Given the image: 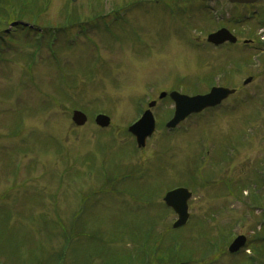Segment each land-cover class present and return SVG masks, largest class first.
<instances>
[{
  "label": "rangeland",
  "instance_id": "1",
  "mask_svg": "<svg viewBox=\"0 0 264 264\" xmlns=\"http://www.w3.org/2000/svg\"><path fill=\"white\" fill-rule=\"evenodd\" d=\"M6 2L16 6L15 0ZM261 5L33 0L21 17L7 7L8 17L0 19V261L49 262L64 244L71 217L85 203L75 226L84 235L70 248L66 264H82L94 234L110 244L111 253L126 257L150 229L167 244L182 241L181 253L189 255L181 257L197 261L193 264H244L245 253L252 256L254 249L264 262ZM112 7L125 9L118 12L124 21L109 14ZM40 8V18L32 17ZM97 11L105 17L81 29ZM67 13L81 24L72 22L55 41L50 34L40 39V33L59 29ZM252 16L257 19L249 21ZM17 20L29 23L32 31H18L13 41H5L1 33ZM220 26L234 31L240 46L208 48L207 35ZM257 36L263 42L255 43L260 51L243 47L242 41ZM249 76L253 82L243 87ZM211 81L235 86L237 95L176 132L165 134L159 127L146 147L134 152L126 128L137 118L138 102L144 111L145 101L158 100L170 87L193 86L202 93ZM159 104L155 114L170 113V103ZM74 109L89 114L85 126L72 124ZM97 113L110 116L108 129L94 124ZM142 172L149 174L142 179L134 174ZM179 184L193 192L192 219L174 235L177 217L162 203L165 190ZM252 188L255 202L248 194ZM134 229L141 232L114 234ZM239 235L247 237L250 250L230 256L227 248ZM143 248L150 251L146 243ZM94 264L104 261L97 258Z\"/></svg>",
  "mask_w": 264,
  "mask_h": 264
},
{
  "label": "water",
  "instance_id": "2",
  "mask_svg": "<svg viewBox=\"0 0 264 264\" xmlns=\"http://www.w3.org/2000/svg\"><path fill=\"white\" fill-rule=\"evenodd\" d=\"M232 3H254L258 0H230ZM208 42L219 46L226 42L232 44L236 43V38L233 37L227 30H220L215 34H212L208 38ZM250 82V79L246 82ZM233 91H229L222 88H216L206 96H198L189 98L180 96L177 93L172 94V98L176 103L175 118L168 124L169 128H175L181 121L193 113L201 112L202 110L214 107L220 104L226 99ZM74 122L81 126L87 121V118L79 112H75L73 117ZM97 123L102 127H107L110 123L109 118L100 116L97 118ZM155 130V123L150 112H147L143 118L130 128V132L136 137V141L139 147H144L148 137L152 135ZM191 198V193L186 189H177L169 192L164 201L167 206L171 207L178 215V220L174 224V228H181L186 225L188 214V200ZM246 239L243 236L238 237L229 247L230 253H235L245 245Z\"/></svg>",
  "mask_w": 264,
  "mask_h": 264
},
{
  "label": "trees",
  "instance_id": "3",
  "mask_svg": "<svg viewBox=\"0 0 264 264\" xmlns=\"http://www.w3.org/2000/svg\"><path fill=\"white\" fill-rule=\"evenodd\" d=\"M16 6H13L6 2V0H0V19L2 20V17L7 18L8 14L10 12L7 7L13 9V12H18L17 15L21 17L19 14L24 13L28 6L32 4L33 0H15ZM44 10L40 8L38 11L35 13H32L35 18H40L41 13H43ZM69 21L71 22H77L76 18H73V16H70L68 18ZM32 21V20H30ZM1 23V21H0ZM5 37H8L9 40L13 41V35L8 34ZM2 231L3 228L1 227ZM138 230V229H137ZM152 229L148 230L147 232V239L145 240L146 234H144V240L145 243L147 244V249H150V251L145 252V249L142 247L141 252L136 255H128L126 257H122L121 254L118 253H111L108 247L104 243H98L94 242L91 245H89L86 249L91 250L87 255L84 254L83 259L81 260L82 264H94L95 260L99 258L101 261H104V264H122L123 262H126L127 264H163L165 262L169 264H187L192 258H189L188 260L182 259L183 255L187 256V252L183 251V255L181 253V246H182V241H178L176 239H173L172 242L167 244V238L164 241L163 238L164 236L162 235H156L151 232ZM139 231V230H138ZM1 233V232H0ZM178 232H176L174 235H176ZM77 233H75V230L72 229L71 233L67 236H65V243L70 246L71 242L79 237ZM135 238L137 239V234L134 235ZM172 236V235H171ZM175 240V241H174ZM162 241H164V245L162 244ZM179 245V248L176 249V245ZM67 245L59 250L58 254L53 256V258L49 261L46 262L45 264H63L65 261V255H66V250H67ZM188 249L191 251L192 247H190L188 244ZM101 248V251L99 249ZM263 250V248H262ZM254 254L256 257H252L251 260L245 261L246 264H264V262L259 261L257 262V259H260L262 254L259 253L258 249L253 250ZM91 254V255H90ZM168 254V255H167ZM90 255V256H88ZM167 255V256H166ZM189 255V254H188ZM182 256V257H181ZM117 257V258H115ZM34 264H40L34 261ZM3 263L0 261V264ZM166 263V264H167ZM4 264V263H3Z\"/></svg>",
  "mask_w": 264,
  "mask_h": 264
}]
</instances>
